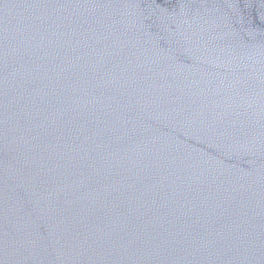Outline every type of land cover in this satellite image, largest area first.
I'll list each match as a JSON object with an SVG mask.
<instances>
[{"label":"water","instance_id":"95a60500","mask_svg":"<svg viewBox=\"0 0 264 264\" xmlns=\"http://www.w3.org/2000/svg\"><path fill=\"white\" fill-rule=\"evenodd\" d=\"M0 264H264V0H0Z\"/></svg>","mask_w":264,"mask_h":264}]
</instances>
